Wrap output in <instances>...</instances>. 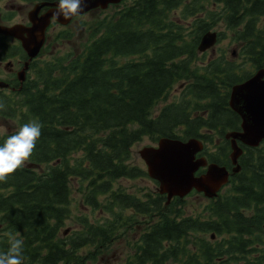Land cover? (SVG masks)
Instances as JSON below:
<instances>
[{
  "label": "trees",
  "instance_id": "16d2710c",
  "mask_svg": "<svg viewBox=\"0 0 264 264\" xmlns=\"http://www.w3.org/2000/svg\"><path fill=\"white\" fill-rule=\"evenodd\" d=\"M112 7L81 52L37 59L19 90L0 91V116L17 119L18 130L32 120L42 126L29 161L0 183V252L19 233L23 264H96L121 229L141 217L146 225L134 251L117 264H264V139L257 147L240 144V170L198 213L182 215L183 198L166 204L156 191L114 188L121 177L146 176L128 163L131 146L145 135L201 138V154L231 167L224 134L239 129L240 118L228 106L229 89L252 72L240 74L225 51L194 67L205 55L197 45L221 23L243 60L264 68V0H124ZM179 82H186L182 99L152 116ZM199 111L206 115L195 116ZM17 131L0 136V145ZM73 179L83 203L106 216L84 217L68 233L61 228L71 216ZM193 233L220 239L208 243Z\"/></svg>",
  "mask_w": 264,
  "mask_h": 264
},
{
  "label": "water",
  "instance_id": "95a60500",
  "mask_svg": "<svg viewBox=\"0 0 264 264\" xmlns=\"http://www.w3.org/2000/svg\"><path fill=\"white\" fill-rule=\"evenodd\" d=\"M119 1L83 0L80 13L94 7L105 8L109 3ZM52 4L58 6V2ZM38 7L36 6L35 9ZM54 11V13L41 16H32L30 13L29 19L32 25L29 27L20 24L10 27L0 25V33L13 35L20 39L31 59L37 54L44 41V31L50 16H54L62 23H67L74 17L65 19L62 15L56 14L57 9ZM216 40L215 31H206L200 39L198 50L203 51L212 47ZM18 77L19 80L23 79V71ZM6 85L5 82L0 81V87ZM228 105L241 119L240 130L229 131L225 134V137L230 138L231 141L230 159L234 165L232 172H236L239 170L237 158L242 153L237 140L248 146H257L264 138V68L258 69L244 82L231 86ZM202 147V142L197 138L182 141L160 137L157 146H145L139 150V155L146 164L148 176L158 181V191L166 195L167 201L174 196L183 197L192 189L202 192L207 197H213L227 182L229 171L225 166L214 162L207 163L203 156L196 157V153ZM204 166L205 171L195 175L199 167Z\"/></svg>",
  "mask_w": 264,
  "mask_h": 264
},
{
  "label": "rangeland",
  "instance_id": "374dc122",
  "mask_svg": "<svg viewBox=\"0 0 264 264\" xmlns=\"http://www.w3.org/2000/svg\"><path fill=\"white\" fill-rule=\"evenodd\" d=\"M23 3V12L22 15L27 16V11L31 9L32 5H27L25 2ZM122 3H119L118 7H121ZM10 5L15 8L16 2L13 0H0V14L2 16H8L10 14H14V10L10 9ZM11 10V11H10ZM115 8L109 6L105 9L95 8L94 10H90L89 12L83 14L80 17H76L70 23L60 26H55V28L50 29L49 42L47 43L46 48L41 50V56L39 60H54L64 56V54H77L81 52L84 46L91 41L93 36L92 31H94V27L96 21L99 19L109 16L114 12ZM213 29L218 32H224V38H220L216 41L214 47L212 49H207L205 55H201L202 59H198L194 63V67L201 68L204 65L205 58L213 59L214 56L221 55L225 51V56H230V51L235 49L236 52L238 47L236 42L231 40V32L226 30L224 26L220 23L218 26H215ZM97 34L94 35V37ZM41 58V59H40ZM134 57H122L120 58V62H123L127 59H131ZM244 57L238 54L236 56L237 67H239L240 74L245 73L246 71L253 72L255 69L248 63V61L243 60ZM66 59H63L65 62ZM245 61V63H244ZM0 75L6 79V75L4 71L0 70ZM185 84L184 82L176 83L167 95L157 102V104L153 108L152 116L157 115L160 110L166 105L170 103L178 102L182 99L180 96L181 86ZM15 84V83H14ZM8 93L13 94L10 91ZM189 105L193 102L189 100ZM195 116L198 114H205L203 111L195 112ZM206 115V114H205ZM18 120L17 119H7L5 117L0 116V136L8 135L14 130L18 129ZM219 140V135H214V140ZM216 140V142H217ZM217 143H220L219 141ZM156 141L154 138L145 135L141 140L135 142L130 149V159L128 163L138 165L142 169L146 170V165L139 155V150L147 145H155ZM215 148L213 146L210 147V151H214ZM204 151V150H202ZM200 156V154H199ZM71 188V216L66 219L63 227L61 228L62 232L65 229H68V233H72L73 230L80 229L82 227L83 218L87 217L89 221H94L95 219H101V217H105L106 215L101 210L92 211L91 207L87 206L83 203V195L78 190V182L73 179L70 181ZM114 188L116 189H124L128 192H134L138 195H142L147 192L157 191L158 183L155 182L152 178L147 175L142 178L130 179L121 177L114 182ZM184 199L183 203H179L177 208L180 207V212H183L182 215H188L193 213H198L203 207L209 202V200L204 197L202 194H189ZM146 225L145 219L138 217L135 220L130 222L128 227H124L120 231V235L115 239L113 245L109 248L107 252H104L101 256L98 257L96 264H117L125 261L128 254L134 251V241L140 236L143 227ZM191 238L203 237L208 243H213L216 239H220V237L211 238L208 233L205 235L200 234H191ZM264 240V234H263ZM188 246L191 248L192 245L189 243ZM264 246V245H263ZM263 250V249H261ZM264 251V250H263ZM242 263V262H241ZM239 264V263H238Z\"/></svg>",
  "mask_w": 264,
  "mask_h": 264
},
{
  "label": "clouds",
  "instance_id": "9594fccd",
  "mask_svg": "<svg viewBox=\"0 0 264 264\" xmlns=\"http://www.w3.org/2000/svg\"><path fill=\"white\" fill-rule=\"evenodd\" d=\"M82 3L83 0H59L56 14L65 19L71 18L81 12ZM0 110H5L3 103H0ZM41 127L35 120L24 123L14 135L8 136L0 145V183L7 182L10 174L24 167L29 161L41 135ZM18 237L19 233L9 235L7 251L0 252V264H23L24 241Z\"/></svg>",
  "mask_w": 264,
  "mask_h": 264
},
{
  "label": "flooded vegetation",
  "instance_id": "af4514ba",
  "mask_svg": "<svg viewBox=\"0 0 264 264\" xmlns=\"http://www.w3.org/2000/svg\"><path fill=\"white\" fill-rule=\"evenodd\" d=\"M16 2L15 8H13L12 5H10V9L14 10V14H10L8 18L6 16H2L0 14V24L11 26L15 24H22L25 26L30 25L29 21V14L31 13L32 16L36 15H46L49 13H54L55 5L52 3L59 2V0H13ZM25 2L27 5H32L31 9L27 11V16L22 15L23 12V3ZM43 4V5H42ZM42 5V6H40ZM39 6L37 9H34V7ZM11 11V10H10ZM58 20H56L54 17L51 18L50 24L47 27V30L50 31V29L55 28V26H60ZM46 30V33H47ZM48 31V33H49ZM45 33V43L49 41V35L48 33ZM39 56H36V58L32 60H28L29 57L26 54V52L23 50L21 42L10 35H2L0 34V70L4 71V74L6 75V79H4L5 82L8 83V89L11 92L17 91L22 87V82H20L17 79V74L20 72L25 62H28V68L26 69L25 73V81L28 79L29 72H33L32 64L37 61ZM2 76L0 75V79ZM17 81V85L14 83ZM217 139L214 140L216 142ZM219 140H217L218 142Z\"/></svg>",
  "mask_w": 264,
  "mask_h": 264
}]
</instances>
